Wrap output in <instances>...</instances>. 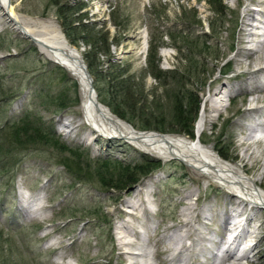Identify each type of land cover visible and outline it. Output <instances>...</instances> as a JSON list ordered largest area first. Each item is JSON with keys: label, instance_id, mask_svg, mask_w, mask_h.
<instances>
[{"label": "rangeland", "instance_id": "374dc122", "mask_svg": "<svg viewBox=\"0 0 264 264\" xmlns=\"http://www.w3.org/2000/svg\"><path fill=\"white\" fill-rule=\"evenodd\" d=\"M11 2L26 25L56 23L85 62L86 54H91L97 65L96 76H92L99 101L110 110V106L118 107L126 119L111 111L119 119L140 132L191 138L179 134L174 105L176 95L186 100L190 92L201 103V143L212 146L224 160L241 164V141L246 129L257 123L264 125V71L250 75L264 65V56H249L264 39L260 34L263 28L250 25L249 30L259 35L243 34L247 10L253 13L260 7L253 0ZM221 7L225 10L222 13L218 11ZM68 8L78 11L69 15L76 27L73 30L64 29L66 14L59 13ZM10 10L0 9V131L8 130L29 108L35 109L44 127H54L65 146L80 151L82 159L75 160L66 150L33 143L25 136L13 144L0 132V145H4L1 152L11 151L10 157L0 156V171L6 168L0 172V264H150L123 255L129 249L117 243V226L130 220L134 230L151 239L153 245H160V250L164 236L178 227L188 202H197L198 234L210 238L198 241V248L202 243L205 252L191 264H214L227 252H236L240 258L247 253L248 258L240 260L241 264H264V210L242 205L237 208L239 218L227 230L223 227L226 215H237L228 190L208 181L185 162L163 160L136 148L123 136L90 128L78 109V83L47 59L32 39L14 28L9 21ZM247 22L261 24L256 20ZM169 33L174 38L164 37L162 44L161 36ZM90 39L97 50H93ZM107 42L109 52L99 53ZM154 58L157 62L152 63ZM250 62L251 68L247 67ZM151 63L158 65L162 73H157ZM128 88L133 92L132 109L128 108ZM216 88L221 93L213 98L215 101L231 90L219 111L209 106ZM258 97L260 100L254 101ZM257 137L263 139L264 133ZM263 145L259 143L257 148L262 158ZM143 155L155 158L160 167L127 189L108 186L111 181L117 183V161L135 164ZM262 158L250 162L254 170L248 174L261 178L264 188ZM102 161L114 164L99 170ZM67 162L76 173L70 174L63 164ZM191 192L195 196L187 199ZM235 197V202H244ZM137 199L144 203H137L135 220V216H125L128 208L124 205ZM249 218L252 220L247 226ZM243 226L255 234H243ZM235 229L243 236L235 246H228ZM184 243L190 245L191 241ZM154 249L146 247L148 252ZM156 257L154 264H169L167 255Z\"/></svg>", "mask_w": 264, "mask_h": 264}, {"label": "bare ground", "instance_id": "6f19581e", "mask_svg": "<svg viewBox=\"0 0 264 264\" xmlns=\"http://www.w3.org/2000/svg\"><path fill=\"white\" fill-rule=\"evenodd\" d=\"M253 3L260 7L257 12L253 13L251 10H247L244 17L245 21L243 22V26H245L243 28L245 33L243 34L249 36L259 35V33L252 31V29L249 30L248 27L251 25L254 29L262 27L263 32L260 34L264 37V0H253ZM8 7L11 8L9 21L13 24L14 28L25 30L27 34L33 38L40 52L54 64L56 63L59 66L62 65L69 75L78 83L80 93V106L78 109L82 113L83 122L90 128L95 131H107L109 134L119 135V137L123 136L125 141L131 143L136 148L162 158L163 160L180 159L187 165L197 168L201 176L205 177L208 181L217 184L220 188L228 190V192L231 193L229 196L231 198V203L235 205L233 212H236L237 215L232 213L228 216L226 215L223 221V227L225 229L227 228V230L230 228L228 225L239 218L241 212L237 208H240L242 205L257 207L258 209L264 210V188L260 182L262 179L254 178V176L252 177L248 174V171L254 170V165L250 166V164H252L250 162H256L257 159L262 158L257 148L259 147V143H264V137L263 139L259 138L257 134L264 133L263 124L257 123L246 129L247 131L241 141V146L244 148L241 164L224 160L212 146L207 147L201 143L199 136L202 130L203 117L196 122V137L193 139L181 135H162L152 131H137L131 125L119 119L108 107L99 101L96 91L93 92L91 89L82 54L68 41L58 24L50 23L47 25L36 24L33 27L28 26L23 23L22 19L15 12L11 0H1L0 9L6 10ZM247 20H256L260 22L262 26H260L261 24L252 25L250 22L248 23ZM242 38L240 42L244 41ZM256 54L257 56L259 55L260 58L262 55L264 56V39L257 43L249 56L251 57ZM250 66L252 67V62L247 65V67L251 68ZM262 71H264V65H260L253 69L250 75ZM219 91L220 89L218 90L216 88L209 101V106L213 111H219L220 108L224 106L222 102L225 97L230 96L229 93L231 92V90H229L228 93L223 95L224 98L221 97L220 100L215 101L213 98L219 96L221 93ZM259 100L260 98L258 97L254 101L258 102ZM261 162V166L264 167V158L261 159ZM261 175H264V169ZM232 194L234 195L232 196ZM235 195L239 200L244 202H235ZM193 196H195V192L189 193L187 199ZM137 203H141L142 205L144 202H139V200L125 202L124 206L126 209L128 208V210L124 209L127 212H125V216L128 215V218L135 216L136 220L137 213L135 210H138L137 208L139 206ZM196 205L197 202H188L186 204L178 227L175 228L172 234L164 236L161 242V245L164 246L160 250H157L160 245H153L151 239L150 241L152 243L147 240L143 234L141 235L134 230L130 225V220H128V222L124 220L127 224L123 223V225L117 226V230H119L117 243L119 242L121 248L126 247L129 249L123 255L127 254L128 258H131V260H139L141 262L148 261L150 264H154L153 260L157 258L156 256L158 254L167 255L169 264L194 263V259L204 255L203 253L205 252V247L203 248L202 243L198 248V241H210V238L205 234H198L196 224L199 221L197 219L199 214L197 213ZM209 218V215L206 216V219ZM251 220L250 218L248 219V224L245 220L247 226ZM260 227L261 225L259 227L256 226L255 233ZM242 231L243 234H245V232L249 235L253 233L250 229L245 230L244 226ZM237 232L238 231L235 229V233L231 235L228 246H235L236 243L240 242L243 234L241 235ZM184 241H191V244H185ZM149 246L155 248L154 251L148 252L146 247ZM133 250H139V252L135 253ZM227 255V257L223 255L224 257L222 256L220 259L217 256L218 260L216 259L217 261L214 264H227L228 262H232V264H241L240 260L248 258L247 253L242 255L241 258L236 255V252H227ZM149 256L150 259L148 258ZM163 263L165 264V261H163Z\"/></svg>", "mask_w": 264, "mask_h": 264}, {"label": "trees", "instance_id": "16d2710c", "mask_svg": "<svg viewBox=\"0 0 264 264\" xmlns=\"http://www.w3.org/2000/svg\"><path fill=\"white\" fill-rule=\"evenodd\" d=\"M211 1V0H210ZM220 1V0H219ZM213 3V2H212ZM222 3V1H221ZM71 8L68 9H62L60 10V14H66L64 17V19L62 20V24L65 26L64 29H76V27H73L72 24H74V21L69 20L70 16H73L75 13H77L78 11H71ZM219 12H224L225 10L221 7V9H218ZM69 12V13H68ZM68 13V14H67ZM70 15V16H69ZM79 23H81V21H78ZM68 33V32H67ZM171 37L174 38V36L172 34H168V35H162L161 36V42L163 44V39L164 37ZM92 38L95 39V37L92 35ZM93 39H90V44H92V48L93 50H97V45L95 43V41ZM108 37L105 38V41L107 40ZM162 44L157 45V48H160V46H162ZM100 49V48H99ZM154 51L155 53L157 52L156 46H154ZM108 53L109 52V46H108V42H107V46L104 50H100L99 53ZM156 56V55H155ZM157 62V59L154 58L152 59V63L153 62ZM86 63L88 65L89 71L92 75L96 76V69H97V65L95 63V61L93 60L91 54H86ZM151 63V64H152ZM159 63V62H158ZM154 65V64H152ZM226 66V65H224ZM155 70L157 73L161 74L162 72H160L158 65H154ZM227 74V73H226ZM155 79H158V75L156 73L153 74ZM124 84V83H123ZM123 87V86H122ZM125 88V87H124ZM123 88V89H124ZM187 99L184 100L180 94L176 95V101H175V121H176V125L179 129V134H186L188 136H190L191 138H194V133H195V125L196 122L198 120L199 117V112H200V107H201V103L200 100L194 96L191 95V93L189 92L188 95L186 94ZM55 99L53 97H51V101H54ZM133 104H135L133 102V92L128 88V108L133 107ZM65 103H63L62 107L63 109L65 108ZM120 106L123 104H119ZM119 106V107H120ZM61 108V107H58ZM111 110L117 114L120 118L122 119H126L125 118V114L123 112L120 111V109L118 107H111ZM130 110V109H129ZM131 111V110H130ZM43 119H41L39 116H37L36 110L33 109L31 110V108H29L26 113L17 121H15L13 124L9 125L8 130H5V132H3L2 130L0 132H2L3 137L8 140L9 142H13V144L17 143V142H21V140H19V138H21V136H25L28 139H32L33 143H38V144H47V145H51L52 147H54L57 150H60L61 152L63 150L68 151L71 156L73 158H75V160H79L82 159L81 157V153L77 152V150L74 149H68L65 144L62 142L61 137L56 133L54 127H44V123L42 122ZM131 122V120H129ZM5 128V127H4ZM20 145H22V143H20ZM0 156H5L6 154H9L8 157H10V152L11 151H5V152H1V150H4V145H0ZM63 146H65L66 148L63 149ZM14 155V154H13ZM118 162V161H117ZM118 165L117 167H120L118 169V180L116 181L117 183L111 181L110 185H108L110 188L113 189H127L128 187L136 184L137 182L140 181L142 176H148L150 175L155 169L160 167V163L153 157H150L148 155H143L141 160L139 162H136L135 164H130V163H117ZM98 163V161H97ZM6 164V163H5ZM4 164V165H5ZM64 166L67 168V170L70 172V174L73 172H75V170L73 171L71 166L67 163H63ZM112 164H114V162L112 161H102V165H98L100 167H98L99 170L104 169V167H108L111 166ZM78 165V164H76ZM105 165V166H103ZM2 168V167H1ZM5 167H3L1 169V173H3L5 171ZM12 172V170H10ZM78 175V174H76ZM0 238H3V233L0 232Z\"/></svg>", "mask_w": 264, "mask_h": 264}, {"label": "water", "instance_id": "95a60500", "mask_svg": "<svg viewBox=\"0 0 264 264\" xmlns=\"http://www.w3.org/2000/svg\"><path fill=\"white\" fill-rule=\"evenodd\" d=\"M25 36H27V37H29L30 39H32L33 40V38H31L30 36H29V34H27V32L25 31V30H23V29H19ZM83 58V57H82ZM83 62L85 63V68H86V71H87V74H88V77H89V80H90V85H91V89H92V91L94 92L95 90H94V79H93V76H92V74L90 73V71H89V68H88V65L86 64V62H85V60L83 59ZM56 64V63H55ZM60 67L62 68V69H64V67L62 66V65H60ZM97 97H98V94H97ZM178 160H180V159H178ZM180 161H182V160H180ZM183 162V161H182Z\"/></svg>", "mask_w": 264, "mask_h": 264}]
</instances>
